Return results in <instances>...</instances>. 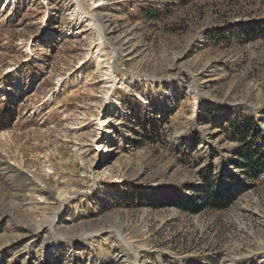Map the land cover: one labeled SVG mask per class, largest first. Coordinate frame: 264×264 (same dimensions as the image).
Returning <instances> with one entry per match:
<instances>
[{"label":"rangeland","instance_id":"1","mask_svg":"<svg viewBox=\"0 0 264 264\" xmlns=\"http://www.w3.org/2000/svg\"><path fill=\"white\" fill-rule=\"evenodd\" d=\"M252 141L264 0H0V264H264Z\"/></svg>","mask_w":264,"mask_h":264},{"label":"trees","instance_id":"2","mask_svg":"<svg viewBox=\"0 0 264 264\" xmlns=\"http://www.w3.org/2000/svg\"><path fill=\"white\" fill-rule=\"evenodd\" d=\"M248 125L250 124L241 125L242 129L240 131L241 132L240 134H241L242 139L244 140L246 139L247 135L250 132V127H248ZM244 151L248 153V158L243 162L242 167L245 169V171H247L249 175L257 177L259 173L261 172V170L263 169L264 164L262 162V159L260 158L257 159L255 157V153L257 152H256V145L254 141H252L251 143H246ZM205 179L207 180L208 184L211 183V181H209V176H205ZM229 188H233V185L230 184L228 186H225V189H229ZM236 196L237 195L234 194L233 191H231L230 193L229 192L223 193L219 191V189H216L214 185L211 183L203 191V201L201 205L202 207H209L213 209L227 208L229 207V205H231V203L233 202ZM175 203H179L177 205H180V207L181 206L183 207L182 202L175 201Z\"/></svg>","mask_w":264,"mask_h":264}]
</instances>
